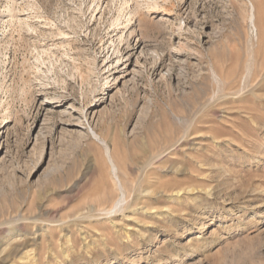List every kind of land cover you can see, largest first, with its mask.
Masks as SVG:
<instances>
[{"label": "rangeland", "instance_id": "374dc122", "mask_svg": "<svg viewBox=\"0 0 264 264\" xmlns=\"http://www.w3.org/2000/svg\"><path fill=\"white\" fill-rule=\"evenodd\" d=\"M7 2L10 261L264 264V0ZM122 193L126 209L100 210Z\"/></svg>", "mask_w": 264, "mask_h": 264}, {"label": "bare ground", "instance_id": "6f19581e", "mask_svg": "<svg viewBox=\"0 0 264 264\" xmlns=\"http://www.w3.org/2000/svg\"><path fill=\"white\" fill-rule=\"evenodd\" d=\"M11 1V4L8 6V8L6 9L7 10V14H6V16L7 15H10V13L12 12V11H14L13 10V8L15 7V6H13L14 4L12 3V0H10ZM6 2H7V0H6ZM14 2V1H13ZM8 3V2H7ZM15 9V8H14ZM5 10V9H4ZM16 10V9H15ZM16 12V11H15ZM17 13V12H16ZM13 15V14H12ZM135 15V12H134V9H133V11H131V12H129V14H128V16L127 17H125L124 18V20L123 21H120L121 20V18L122 17H120L119 15H117L116 17H114L113 18V22H112V25H113V27H115V25L117 24V22H119L120 21V23H118V25L119 24H121V26L120 27H118V28H113V30L114 31H116L115 32V37L111 40L112 41V44L113 43H115V41H118V43H120L121 44V42L123 43V42H125V43H127V40H128V38H130L131 36H133L134 35V33H135V30H134V27H132V24H131V22H132V20H133V16ZM16 16V15H15ZM126 16V15H125ZM10 18V17H9ZM15 19V18H14ZM18 19V18H17ZM138 20H140L141 21V19L138 17ZM9 21H11V20H9ZM137 21V20H136ZM139 22V21H138ZM137 22V23H138ZM6 23V22H5ZM27 24V23H26ZM139 24V23H138ZM135 25V24H134ZM0 34H2V33H0ZM117 43V44H118ZM114 51L115 52H120L121 50H120V48L119 47H115V49H114ZM128 56H129V54H127L125 57L126 58H128ZM122 58H124V56L123 55H120V56H117V58H116V61L117 62H119ZM5 111V110H4ZM7 112V110L4 112V113H6ZM1 119H2V122L0 123V129H5L6 127H7V119H6V115H4V116H2L1 117ZM92 134H93V136L94 137H98L99 138V136L94 132V131H92ZM175 145V144H174ZM110 165H111V169H112V172H113V174L115 175L116 173H115V171H116V166H115V164L110 160ZM118 178V177H117ZM118 181H119V184H120V186L122 187V185H121V183H120V180L118 179ZM106 188V187H105ZM105 192V191H104ZM123 194L124 193H122V195H121V197H117L109 206H105V207H103V208H101L100 210H102V211H104L105 212V214H112V213H115L116 211H120L121 209H124L125 208V206L122 204V202H123V200H124V197H123ZM126 209V208H125ZM11 222V220L10 221H4V222H0V226H2V225H4V224H6V223H10ZM12 225V224H11ZM222 237V239H224V238H226V235H222L221 236ZM12 239V237L10 238V240ZM11 249H9V247H7V245L5 246V247H1L0 246V263H2V262H4L5 260H8L9 261V264H16L15 263V261L14 260H11L10 261V257H11ZM26 256H24V258H25ZM23 264V263H22Z\"/></svg>", "mask_w": 264, "mask_h": 264}]
</instances>
